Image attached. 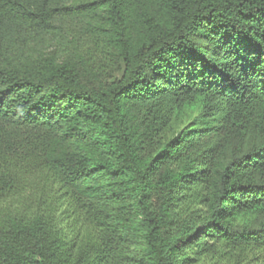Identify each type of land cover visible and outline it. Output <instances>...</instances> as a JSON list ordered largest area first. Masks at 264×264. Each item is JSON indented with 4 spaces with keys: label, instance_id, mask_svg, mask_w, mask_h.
Here are the masks:
<instances>
[{
    "label": "trees",
    "instance_id": "16d2710c",
    "mask_svg": "<svg viewBox=\"0 0 264 264\" xmlns=\"http://www.w3.org/2000/svg\"><path fill=\"white\" fill-rule=\"evenodd\" d=\"M0 264H264V0H0Z\"/></svg>",
    "mask_w": 264,
    "mask_h": 264
}]
</instances>
